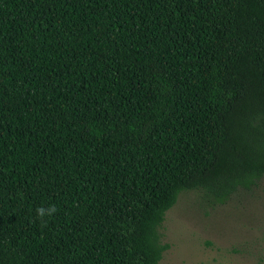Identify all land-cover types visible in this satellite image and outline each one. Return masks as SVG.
I'll use <instances>...</instances> for the list:
<instances>
[{
	"label": "trees",
	"instance_id": "obj_1",
	"mask_svg": "<svg viewBox=\"0 0 264 264\" xmlns=\"http://www.w3.org/2000/svg\"><path fill=\"white\" fill-rule=\"evenodd\" d=\"M263 174L264 0H0V264H158Z\"/></svg>",
	"mask_w": 264,
	"mask_h": 264
},
{
	"label": "rangeland",
	"instance_id": "obj_2",
	"mask_svg": "<svg viewBox=\"0 0 264 264\" xmlns=\"http://www.w3.org/2000/svg\"><path fill=\"white\" fill-rule=\"evenodd\" d=\"M157 231L158 264H264V174L222 200L181 191Z\"/></svg>",
	"mask_w": 264,
	"mask_h": 264
},
{
	"label": "clouds",
	"instance_id": "obj_3",
	"mask_svg": "<svg viewBox=\"0 0 264 264\" xmlns=\"http://www.w3.org/2000/svg\"><path fill=\"white\" fill-rule=\"evenodd\" d=\"M56 211L57 209L54 206H50L47 209L41 207L36 210L37 216L40 217L41 219L45 216H52Z\"/></svg>",
	"mask_w": 264,
	"mask_h": 264
}]
</instances>
